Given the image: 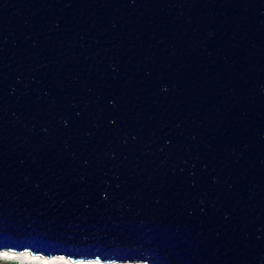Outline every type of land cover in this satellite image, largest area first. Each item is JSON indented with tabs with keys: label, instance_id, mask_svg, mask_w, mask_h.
<instances>
[{
	"label": "water",
	"instance_id": "water-1",
	"mask_svg": "<svg viewBox=\"0 0 264 264\" xmlns=\"http://www.w3.org/2000/svg\"><path fill=\"white\" fill-rule=\"evenodd\" d=\"M264 264V0H0V251Z\"/></svg>",
	"mask_w": 264,
	"mask_h": 264
},
{
	"label": "rangeland",
	"instance_id": "rangeland-1",
	"mask_svg": "<svg viewBox=\"0 0 264 264\" xmlns=\"http://www.w3.org/2000/svg\"><path fill=\"white\" fill-rule=\"evenodd\" d=\"M0 264H144L143 262H102L97 260L77 261L62 256H41L31 251H0Z\"/></svg>",
	"mask_w": 264,
	"mask_h": 264
}]
</instances>
